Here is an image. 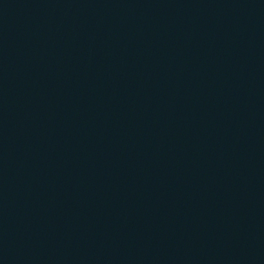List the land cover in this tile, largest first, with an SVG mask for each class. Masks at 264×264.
Listing matches in <instances>:
<instances>
[{
    "label": "water",
    "instance_id": "95a60500",
    "mask_svg": "<svg viewBox=\"0 0 264 264\" xmlns=\"http://www.w3.org/2000/svg\"><path fill=\"white\" fill-rule=\"evenodd\" d=\"M0 264H264V0H0Z\"/></svg>",
    "mask_w": 264,
    "mask_h": 264
}]
</instances>
